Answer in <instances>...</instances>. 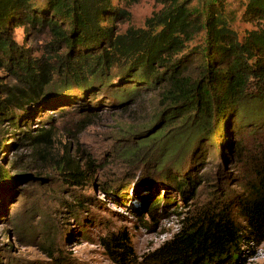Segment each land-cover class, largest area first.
I'll use <instances>...</instances> for the list:
<instances>
[{
    "label": "rangeland",
    "instance_id": "obj_1",
    "mask_svg": "<svg viewBox=\"0 0 264 264\" xmlns=\"http://www.w3.org/2000/svg\"><path fill=\"white\" fill-rule=\"evenodd\" d=\"M215 1L117 0L125 14L114 27L118 32L145 27L170 8L201 13ZM222 1L224 17L240 39L262 24L246 12V0ZM13 35L35 58L50 56L45 31L15 25ZM203 37L196 35L188 45H200ZM55 79L44 93L53 100L50 106L19 123L10 116L0 120V264H118L105 244L122 232L131 240L132 264H158L149 258L199 212L228 210L246 225L238 217L237 200L249 193L264 167V115L234 116L210 139L198 136L185 150L183 118H165L170 111L160 96L165 83L140 85L124 102L111 99L89 107L90 99L58 100L61 91L51 90ZM0 85L15 91L18 101L24 98L23 84L2 68ZM25 101V109L35 105L31 98ZM161 128L164 133L153 137ZM173 141L184 150L168 151ZM159 156L162 161L154 164ZM132 162L136 165L128 172ZM76 172L81 184L74 182ZM167 172L187 180L184 192ZM260 238L242 240L213 263L264 264V235ZM197 264L208 263L199 259Z\"/></svg>",
    "mask_w": 264,
    "mask_h": 264
},
{
    "label": "trees",
    "instance_id": "obj_2",
    "mask_svg": "<svg viewBox=\"0 0 264 264\" xmlns=\"http://www.w3.org/2000/svg\"><path fill=\"white\" fill-rule=\"evenodd\" d=\"M114 2L117 0H0V68L24 86L20 91L24 98L19 101L15 91L0 89V120L10 116L13 123H19L22 116L50 106L53 100L44 93L54 76L57 87L51 90L61 91L58 100L83 103L90 99L86 103L89 107L111 99L124 102L140 85L165 83L160 95L170 108L165 118L167 122L183 118L185 150L198 136L210 139L234 116L263 118L264 0H246V12L262 24L242 39L224 17L222 0L210 2L195 14L185 6L170 8L148 19L145 27L130 26L124 32L114 27L115 20L125 14ZM15 25L45 31L50 40L44 50L50 56H32L15 39ZM198 34L204 36L200 45L190 47L189 42ZM4 93L6 99L2 98ZM25 98H31L35 105L25 109ZM17 108L22 112L16 114ZM163 133L161 128L153 137ZM176 145L173 141L166 147L170 151L177 149ZM161 159L159 156L154 164ZM74 174V182L81 184L79 172ZM170 175L167 172L166 176ZM170 179L183 192L189 186L185 178L171 175ZM237 206L238 217L246 225L228 210L216 213L206 209L187 219L148 262L197 264L201 259L214 264L230 255L242 240L261 239L264 167L258 170L249 193L238 198ZM105 245L116 254L118 264H132L131 240L126 232L112 236Z\"/></svg>",
    "mask_w": 264,
    "mask_h": 264
},
{
    "label": "water",
    "instance_id": "obj_3",
    "mask_svg": "<svg viewBox=\"0 0 264 264\" xmlns=\"http://www.w3.org/2000/svg\"><path fill=\"white\" fill-rule=\"evenodd\" d=\"M135 165H136V164H133V162H132V165H131L130 168L128 169V172H129L133 167H135Z\"/></svg>",
    "mask_w": 264,
    "mask_h": 264
}]
</instances>
